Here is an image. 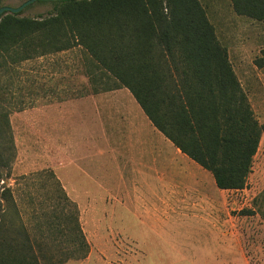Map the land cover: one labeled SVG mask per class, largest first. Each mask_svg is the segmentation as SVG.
Returning a JSON list of instances; mask_svg holds the SVG:
<instances>
[{"label": "rangeland", "instance_id": "1", "mask_svg": "<svg viewBox=\"0 0 264 264\" xmlns=\"http://www.w3.org/2000/svg\"><path fill=\"white\" fill-rule=\"evenodd\" d=\"M27 1L3 0L2 6L18 8ZM200 2L217 38L228 50L256 118L264 126V66L257 63L260 58L264 60V20L238 14L231 0ZM53 8L52 1L37 0L19 12V16L46 15ZM112 85L113 81L79 47L20 63H12L6 55L0 56V114H9L15 146L14 153L9 150V138L0 137V163L7 164L2 168L3 184L13 195L12 199L2 200L0 206V217L6 221L8 233L13 235L24 227L42 264H227L231 259L236 260L235 264H264V132L248 184L241 190L218 188L212 173L186 156L201 179L202 208L219 216L221 234H215L208 224L190 221L182 225L179 216L182 195L178 187L182 183V154L177 153L176 146L148 119L149 122H144L138 118L132 127L118 130L122 133L114 137L117 139L114 145L123 149L121 161L127 157L131 162L127 167L123 165L122 171L111 153L114 146L98 131L91 102L80 99L112 93L116 90L109 89ZM127 92L134 97L130 90ZM119 98L125 97L119 95ZM62 102L69 103L60 111L46 115L48 110H45L51 104ZM129 111L135 115L133 104ZM53 125L57 126L55 130ZM53 136L68 143L72 154L79 159L78 167L92 172L94 177L105 178L104 189L95 184L96 178L88 179L80 169L72 166L65 169L76 180H86L95 202L86 200V205L81 206L74 202L76 207L63 198L51 173ZM101 151L104 155L99 154ZM136 160L153 161L156 175L151 168L138 167ZM161 168L168 169L170 194L162 184ZM106 189L138 196L146 206L155 203L158 211H170V219L160 217L159 224L170 233L166 237L172 244L158 239L144 224L145 218L137 219L126 213L123 217L91 216L89 209L96 207L110 211L117 205L118 213L124 211L122 203ZM194 203L188 201L185 205L190 207ZM69 215L78 216L89 243L88 250L76 243L75 233L70 230L72 220H64ZM123 220L125 232L121 233L129 247L120 248L116 237L118 240L123 237L111 230L113 226L120 230ZM105 226L108 231L104 230ZM228 230L234 231L235 242L226 236ZM129 235L140 239L138 245L127 242ZM182 252L191 260H183ZM194 256L196 263L192 262Z\"/></svg>", "mask_w": 264, "mask_h": 264}, {"label": "trees", "instance_id": "2", "mask_svg": "<svg viewBox=\"0 0 264 264\" xmlns=\"http://www.w3.org/2000/svg\"><path fill=\"white\" fill-rule=\"evenodd\" d=\"M231 1L238 14L264 20V0ZM52 2L46 15L0 18V56L20 63L84 49L113 81L109 89L128 88L156 129L210 171L218 188H246L264 126L200 0ZM257 63L264 66L263 58ZM10 127L9 114H0V137L9 138L15 153ZM6 167L0 163V206L13 198L3 184ZM51 173L63 198L74 203ZM64 220H72L76 243L88 250L78 216ZM8 232L0 217V264H42L24 227Z\"/></svg>", "mask_w": 264, "mask_h": 264}, {"label": "crops", "instance_id": "3", "mask_svg": "<svg viewBox=\"0 0 264 264\" xmlns=\"http://www.w3.org/2000/svg\"><path fill=\"white\" fill-rule=\"evenodd\" d=\"M127 91H129V89L123 87V88H118L114 90L112 93L98 94L96 96L80 98V99H87L91 102L93 106V113L95 116L94 122L96 123V126L98 125V131H100V133L106 140L110 141L111 147L114 146L112 147L113 150L111 153L113 155V158L119 161V167H120V170L122 171H123V165L127 167L130 165L131 162L127 161V157L121 161V158H122L121 151L123 149L121 147H117L114 145L117 141V139H115L114 137L119 136V132L122 133L121 131L122 130L125 131V128L127 129V128L132 127L133 123H135L134 120H137L138 118H141V120H143L144 122L149 120L146 114L144 113V111L142 110V108L140 107V105L138 104V102L136 101V99L132 96H129L130 94ZM119 95H123L125 98L123 99L119 98ZM68 103L69 102L51 104L48 107V109L45 110V111L48 110L46 112L47 113L46 115L51 114L53 111H60V109L65 107ZM132 104L134 107V113H135L134 116H133L132 111H129V109H131ZM138 113L140 114V116ZM55 128H57V126L53 125L52 130H55ZM118 130H121V131H118ZM53 139H54V136H53ZM52 143H53L52 147L53 146L54 147L51 152V165L50 166L56 178L65 186L68 197L73 202L75 203L78 202L79 206L86 205L85 203L86 200L91 203L95 202L94 199H92L91 189L87 187L86 180H84V182L76 180V176L72 174L69 170L65 171V169L70 168L71 166L74 167L75 169H80V171H82L85 177H87L90 180L94 177L92 172L85 171L84 169L78 167L79 159L76 157V155L72 154L67 142L62 143L60 141V138H56L53 140ZM127 151H130V150H127ZM177 153L182 154V183L180 184V186L178 185V187L180 188V194L182 195V212L179 215L182 218L180 219L182 220V225H185L190 221H195L199 224H208V225H211L212 228H214L215 234L218 233L220 235L221 231L219 229V223H220L219 216L217 214L207 212L202 208V201L204 200L203 198H201L202 183H201V179L198 178L197 173L194 170L195 169L194 163L193 162L190 163L186 161L187 155L184 154L178 148H177ZM99 154L104 155L103 151L99 152ZM123 162H127V163H123ZM134 163H136L138 167H146L147 169L151 168L153 175L154 176L156 175L155 173L156 168L154 167L153 161L150 160L149 162H146V161L139 162V160L138 161L136 160ZM66 164H67V167H66ZM138 167H134V168L137 169ZM167 170L168 169L166 168H161L159 172H161V175L163 177V178L161 177L162 178L161 181L163 182L162 184L165 187L166 192L169 193L168 191H170L171 188L169 187L170 182L168 180L169 174ZM94 178L93 179H94L95 184H98V186H101L104 189L106 188L107 183L105 182V178H100L99 176L94 177ZM198 179L200 180L199 183L197 182ZM189 182H190V185H189ZM107 191H109L108 194L113 196L116 201L118 202L120 201V203H122L121 205L124 211L118 213L116 209L117 205L113 210L111 209L110 211L106 208L102 210V208L96 207V208L89 209V213L91 216H103L106 218L109 215L116 216L118 214V216L123 217L124 214L126 213L127 215H131L137 219L145 218L144 224L146 225L148 229L152 231V233L156 235V237H158V239H160L163 243L169 246L170 244H172L170 241V238L166 237V234H170V233L167 230H165L163 226L159 224L160 217H167V218L170 217V211L167 210V212L165 211L161 212L160 210L159 211L156 210L155 203L148 204V206H146L145 204L143 205L138 200L139 197L137 196L135 198L132 194H127V193L124 194L121 192L118 193L117 191H114V190H107ZM188 193H191V194L188 195ZM169 194L167 195L169 196ZM188 201L195 202V203L191 205L190 207H188L185 205ZM123 202H128V203L124 204ZM167 204L169 206V200L167 201ZM120 225H121L120 230L114 227L113 225H109L111 227L113 226V229L112 230L110 229L111 232H114L117 236H120L119 234L122 235L121 232H125L124 227L126 225V221L124 220L121 221ZM103 226L104 225L102 224L101 230L103 229ZM104 230L108 231V228L105 226ZM234 235H235L234 231H231V230L226 231V236H231L233 238V242H235ZM122 237H123L122 238L123 240L122 239L118 240L116 237L117 245L120 246V248L124 246L129 247L124 241L125 240L124 235H122ZM127 237L129 239H127ZM127 237H126L127 242L131 244L136 243V245H138L137 243L140 240L139 238L135 239L133 235H129ZM182 259L191 260L183 252H182ZM192 262L193 263L198 262L196 256H194V261ZM235 263H236L235 259H231L227 262V264H235Z\"/></svg>", "mask_w": 264, "mask_h": 264}, {"label": "water", "instance_id": "4", "mask_svg": "<svg viewBox=\"0 0 264 264\" xmlns=\"http://www.w3.org/2000/svg\"><path fill=\"white\" fill-rule=\"evenodd\" d=\"M37 0H29L27 2H25L24 4H22L20 7L18 8H13L10 6H2L0 7V18L7 12H12V13H19L21 12L26 6H28L29 4L35 2ZM49 1V0H47ZM50 1H57V0H50Z\"/></svg>", "mask_w": 264, "mask_h": 264}]
</instances>
